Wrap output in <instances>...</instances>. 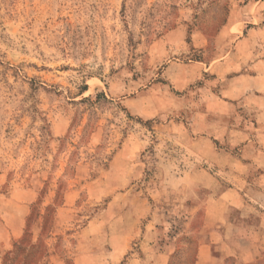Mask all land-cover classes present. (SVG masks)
<instances>
[{"label":"rangeland","instance_id":"374dc122","mask_svg":"<svg viewBox=\"0 0 264 264\" xmlns=\"http://www.w3.org/2000/svg\"><path fill=\"white\" fill-rule=\"evenodd\" d=\"M262 219L264 0H0V264H194Z\"/></svg>","mask_w":264,"mask_h":264},{"label":"crops","instance_id":"0c3cea01","mask_svg":"<svg viewBox=\"0 0 264 264\" xmlns=\"http://www.w3.org/2000/svg\"><path fill=\"white\" fill-rule=\"evenodd\" d=\"M224 221L223 228L225 230H230V233L233 230L232 228L238 230L239 227H235L229 220L224 219ZM251 226L250 223L246 224V238L243 244H232L230 241H224L222 246H201L194 264H227L230 259L234 264H252L256 262L264 255V220L262 219L260 225L256 228Z\"/></svg>","mask_w":264,"mask_h":264}]
</instances>
